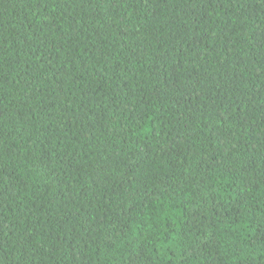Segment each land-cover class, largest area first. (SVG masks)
<instances>
[{
	"label": "trees",
	"instance_id": "1",
	"mask_svg": "<svg viewBox=\"0 0 264 264\" xmlns=\"http://www.w3.org/2000/svg\"><path fill=\"white\" fill-rule=\"evenodd\" d=\"M0 264H264V0H0Z\"/></svg>",
	"mask_w": 264,
	"mask_h": 264
}]
</instances>
